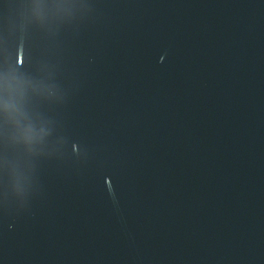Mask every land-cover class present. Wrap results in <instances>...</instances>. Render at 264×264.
Listing matches in <instances>:
<instances>
[{
    "label": "water",
    "instance_id": "95a60500",
    "mask_svg": "<svg viewBox=\"0 0 264 264\" xmlns=\"http://www.w3.org/2000/svg\"><path fill=\"white\" fill-rule=\"evenodd\" d=\"M0 264H264V0H0Z\"/></svg>",
    "mask_w": 264,
    "mask_h": 264
}]
</instances>
